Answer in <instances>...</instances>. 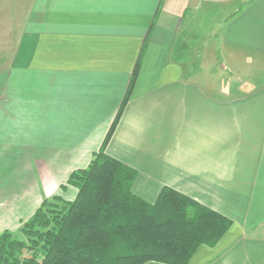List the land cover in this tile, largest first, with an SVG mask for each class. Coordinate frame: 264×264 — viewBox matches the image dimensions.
Returning <instances> with one entry per match:
<instances>
[{"label": "crops", "instance_id": "obj_1", "mask_svg": "<svg viewBox=\"0 0 264 264\" xmlns=\"http://www.w3.org/2000/svg\"><path fill=\"white\" fill-rule=\"evenodd\" d=\"M218 41L231 74L263 66L264 0H0V232L76 198L71 173L131 91L105 152L137 170L133 192L154 204L168 186L232 222L189 264H264V82L220 87L202 55Z\"/></svg>", "mask_w": 264, "mask_h": 264}, {"label": "trees", "instance_id": "obj_2", "mask_svg": "<svg viewBox=\"0 0 264 264\" xmlns=\"http://www.w3.org/2000/svg\"><path fill=\"white\" fill-rule=\"evenodd\" d=\"M130 96L90 164L71 173L76 198L47 197L17 232H1L0 264H189L229 230L226 217L171 187L154 204L133 192L137 170L105 152Z\"/></svg>", "mask_w": 264, "mask_h": 264}, {"label": "rangeland", "instance_id": "obj_3", "mask_svg": "<svg viewBox=\"0 0 264 264\" xmlns=\"http://www.w3.org/2000/svg\"><path fill=\"white\" fill-rule=\"evenodd\" d=\"M224 15L225 14H223L222 12H217V13L214 12V13H211V14L210 13L203 14L202 22L207 21V22L203 23L204 24L203 27H202V24H201L202 31H203V37L207 38V41L209 43H211V41H213V39L215 38L214 37L215 36L214 33H215V29H216L215 28L216 27L215 24H217L215 21L216 20H220L221 17L224 16ZM216 31L218 32V34H220L221 29L218 28ZM207 32L209 33L208 35H207ZM206 54H211V56L215 57V59L217 58V60H218L219 69L222 72V75H221V77L219 79L220 87H221V85L222 86L226 85V83L230 85L234 81L239 84V82L237 81V78L240 79L241 82H242V83H240V85H244L245 87H249V88H250L249 84H247V83L245 84L246 80L249 81V83L251 85H255V86L256 85H260L262 82H264V72H262V70L264 69V65L263 66H259L258 62L254 60V58L256 59L255 56H254V58H252V60H250L248 62L249 63L248 65H246L243 61H241L240 64H239L240 68H238V69H240V70L242 69L241 68L242 66H245L244 67L245 69H242V72H244L243 75L246 78V80H244V77L242 75L238 76L236 73L231 74L229 70L234 71L233 68L231 67L232 65H230L229 62H228L229 63V65H228L224 60H222V58H220V56H221L220 55L221 54V48L219 46V41H218V46H216V45L215 46H210L209 44L202 46V55L205 57L204 67L207 66L208 63H209V61H207ZM196 63H199V61H197ZM234 63H237V62H234ZM248 66H250V67L248 68ZM204 76H207L208 78H210L212 76L213 80L210 79V80L207 81V83L213 82V84H215L216 76H215L214 73L211 74L209 72H205ZM193 79H195V76L193 77ZM77 194H78V191H77ZM53 196H55V195H53ZM23 222L24 221H22V223ZM22 223H21V225H22ZM21 225H19L16 229L11 230V231L17 232L18 229L21 227ZM5 230H9V229H5ZM5 230H3V231H5ZM3 231H1V232H3Z\"/></svg>", "mask_w": 264, "mask_h": 264}]
</instances>
